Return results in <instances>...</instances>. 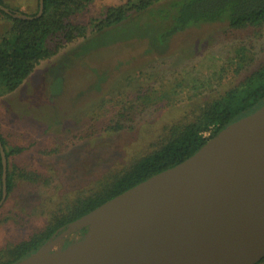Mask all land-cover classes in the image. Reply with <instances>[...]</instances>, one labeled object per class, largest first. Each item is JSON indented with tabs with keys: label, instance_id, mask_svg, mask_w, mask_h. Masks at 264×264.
Listing matches in <instances>:
<instances>
[{
	"label": "rangeland",
	"instance_id": "1",
	"mask_svg": "<svg viewBox=\"0 0 264 264\" xmlns=\"http://www.w3.org/2000/svg\"><path fill=\"white\" fill-rule=\"evenodd\" d=\"M5 1L28 15L37 11L39 0ZM127 1L94 0L77 18L87 25L84 38L46 40V49L62 46L42 59L18 89L8 92L0 84L1 132L9 147L23 148L10 156L11 167H27L49 179V184L15 180L0 206V250L43 230L53 215L95 190L133 155L153 149L165 126L185 120L188 112L180 107L198 95L194 81L206 82L218 73L237 46L264 60V35L254 29L228 31L223 23L190 28L165 44L149 14H134L102 33L93 30L109 7ZM12 25L0 12V39L12 37ZM152 39L166 51L153 50ZM121 93L139 99L131 114L136 121L120 132L90 135L104 121L100 104ZM174 99L183 104L174 105Z\"/></svg>",
	"mask_w": 264,
	"mask_h": 264
},
{
	"label": "trees",
	"instance_id": "2",
	"mask_svg": "<svg viewBox=\"0 0 264 264\" xmlns=\"http://www.w3.org/2000/svg\"><path fill=\"white\" fill-rule=\"evenodd\" d=\"M93 1L44 0V11L36 17L39 1L37 11L27 15L18 13L5 0H0V4L11 13L0 12L13 24L12 37L0 39L1 86L8 92L18 89L42 59L53 55L62 46L61 43H55L53 48L46 49V40L61 38L63 42L70 43L84 38L87 25L78 22L77 18L88 10ZM155 5L159 6L152 9ZM134 14L152 15L153 22L160 27V40L164 44L190 28L218 23L225 24L228 31L254 29L264 35V0H128L109 7L101 19L93 23V30L105 32L121 25ZM150 45L159 53L166 51L157 39H152ZM193 84L198 95L194 96L192 104L173 100L174 105L183 104L180 109L188 112L185 120L165 126L153 149L133 155L125 167L106 176L95 190L78 196L60 213L53 215L43 230L28 239L3 247L0 250V264H13L28 257L43 246L58 228H66L71 222L122 192L181 163L228 125L258 110L264 104V60L256 59L254 52L247 46H237L218 73H214L206 82L194 81ZM138 105L139 99L132 100L123 93L118 98L104 100L99 106L103 112V124L94 125L90 135L126 129L127 123L136 121L131 114L136 112ZM1 131L0 123V139L8 160V195L14 189L16 179L33 184H49V179L42 178L37 171L27 167H11L10 156L22 153L23 148L9 147ZM2 170L0 152V199L3 192ZM86 231L85 228L80 235L76 234L73 241L83 237Z\"/></svg>",
	"mask_w": 264,
	"mask_h": 264
},
{
	"label": "water",
	"instance_id": "3",
	"mask_svg": "<svg viewBox=\"0 0 264 264\" xmlns=\"http://www.w3.org/2000/svg\"><path fill=\"white\" fill-rule=\"evenodd\" d=\"M0 10L11 13L2 4ZM43 11L39 0L36 17ZM0 152L1 206L8 196L1 139ZM58 241V248L45 243L13 264H258L264 259V104L186 160L71 222Z\"/></svg>",
	"mask_w": 264,
	"mask_h": 264
},
{
	"label": "flooded vegetation",
	"instance_id": "4",
	"mask_svg": "<svg viewBox=\"0 0 264 264\" xmlns=\"http://www.w3.org/2000/svg\"><path fill=\"white\" fill-rule=\"evenodd\" d=\"M62 230H63V227L58 228L57 231H55V232L50 236V238L48 239V241H47L46 243L56 242V244H55V248H58V247L61 245V243L58 241V238H59V235H60V233L62 232ZM81 233H82V230L79 232V234H78V233H76V234L80 235ZM74 236H75V234L68 236V237L65 239V241H64V243H63V245H62V247L64 248V247H66L68 244H70L71 242H73V237H74Z\"/></svg>",
	"mask_w": 264,
	"mask_h": 264
}]
</instances>
